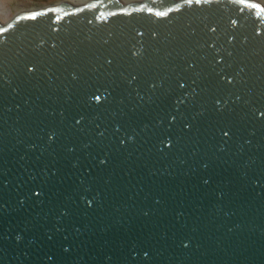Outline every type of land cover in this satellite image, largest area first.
Returning <instances> with one entry per match:
<instances>
[{"label": "water", "instance_id": "obj_1", "mask_svg": "<svg viewBox=\"0 0 264 264\" xmlns=\"http://www.w3.org/2000/svg\"><path fill=\"white\" fill-rule=\"evenodd\" d=\"M261 111L264 12L242 4L0 22V264H264Z\"/></svg>", "mask_w": 264, "mask_h": 264}, {"label": "rangeland", "instance_id": "obj_2", "mask_svg": "<svg viewBox=\"0 0 264 264\" xmlns=\"http://www.w3.org/2000/svg\"><path fill=\"white\" fill-rule=\"evenodd\" d=\"M92 0L82 2L79 0H0V22L6 24L15 16L23 12L43 9L50 6H56L61 3H70L75 6L83 5ZM123 4L138 2L141 0H120ZM264 7V0H253Z\"/></svg>", "mask_w": 264, "mask_h": 264}, {"label": "snow or ice", "instance_id": "obj_3", "mask_svg": "<svg viewBox=\"0 0 264 264\" xmlns=\"http://www.w3.org/2000/svg\"><path fill=\"white\" fill-rule=\"evenodd\" d=\"M219 2H220V0H184V3L186 5H192L193 3H195L196 5L204 4V5L211 6L213 3H219ZM229 2L234 3V4H242L247 9H255V10H257V14L258 15L260 13L264 12V7H262L261 4H259V3L248 2V0H229ZM90 7H95V5H90ZM177 10H179V6H178ZM149 11H151V10L149 9ZM168 11H172V9H169ZM37 15H39V13ZM155 15H157V16H166L167 13H165V12H157V13H155ZM32 18L35 19V16H33ZM231 23L233 25H235L237 22H236V20H232ZM210 30L212 32H215L216 29L215 28H211ZM230 35L231 34H229V36ZM228 55L232 56V52H228ZM108 63L111 64V61L109 60ZM29 71H31V69H29ZM133 79H135V77H133ZM228 83H231V81H228ZM153 87H156V85H153ZM179 87L183 88L184 85L180 84ZM96 99L98 100L99 97L97 96ZM239 99H240V97L237 96V100H239ZM219 103H220L219 101L216 102L217 111H220V109L218 107ZM261 116H264V111H261ZM76 123L79 124L80 121H76ZM183 127L190 129L191 126L189 125L187 119H185L183 121ZM221 131L223 132L224 136H228L229 135L227 130L221 129ZM49 139H51V137H49Z\"/></svg>", "mask_w": 264, "mask_h": 264}, {"label": "bare ground", "instance_id": "obj_4", "mask_svg": "<svg viewBox=\"0 0 264 264\" xmlns=\"http://www.w3.org/2000/svg\"><path fill=\"white\" fill-rule=\"evenodd\" d=\"M79 1H82L83 3L86 2V0H79Z\"/></svg>", "mask_w": 264, "mask_h": 264}]
</instances>
